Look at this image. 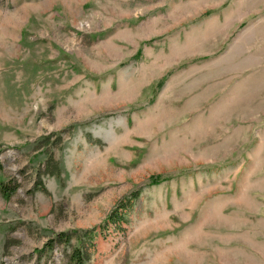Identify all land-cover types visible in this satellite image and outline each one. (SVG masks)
<instances>
[{"label": "rangeland", "instance_id": "rangeland-1", "mask_svg": "<svg viewBox=\"0 0 264 264\" xmlns=\"http://www.w3.org/2000/svg\"><path fill=\"white\" fill-rule=\"evenodd\" d=\"M12 180L0 264H264V0H0Z\"/></svg>", "mask_w": 264, "mask_h": 264}, {"label": "trees", "instance_id": "trees-1", "mask_svg": "<svg viewBox=\"0 0 264 264\" xmlns=\"http://www.w3.org/2000/svg\"><path fill=\"white\" fill-rule=\"evenodd\" d=\"M161 181H164V179L159 175V176L154 177V180H152V183L157 184V183H160ZM39 183L40 184L38 187H41V189H44L42 182H39ZM18 187H19V183L16 180L14 181L12 180L8 182L2 181L0 183V193L2 194L3 197L9 199L18 189ZM135 195L137 196V194ZM93 234H94V231L86 234L85 237H87L88 239H91ZM70 238H71V235L68 233L58 234L56 238H52L46 243L44 249L39 251L40 255H42L46 249H53L54 247H56L58 243L69 244L71 241ZM86 260H87V254L84 252V250L81 247L74 248V250L72 251L71 257H70V263L84 264Z\"/></svg>", "mask_w": 264, "mask_h": 264}]
</instances>
